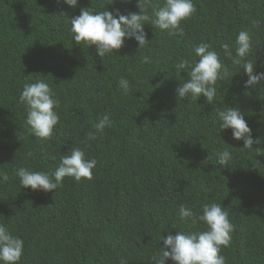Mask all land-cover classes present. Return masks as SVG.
Here are the masks:
<instances>
[{"label": "trees", "instance_id": "obj_1", "mask_svg": "<svg viewBox=\"0 0 264 264\" xmlns=\"http://www.w3.org/2000/svg\"><path fill=\"white\" fill-rule=\"evenodd\" d=\"M194 3L183 34L146 24L148 45L139 49L126 39L102 59L94 45L75 44L68 17L82 7L138 12L137 0H79L75 8L57 0H0V172L8 176L0 183V224L24 241L20 264H153L162 236L205 229L182 221L180 206L200 214L211 202L226 207L234 225L220 252L226 264H264V81L245 88L244 61L233 63L237 33L245 30L252 41L246 60L264 72V0ZM162 4L149 0L148 12ZM201 42L228 68L210 104L176 93L188 77L175 65L198 60L193 49ZM224 43L232 57L224 55ZM122 77L130 82L127 94ZM37 80L59 101L50 140L29 133L27 106L19 103L23 85ZM225 105L244 114L261 151L244 149L231 129L220 130L216 111ZM105 114L110 126L96 131ZM75 147L97 160L91 180L66 177L55 193L19 185L18 167L51 174ZM224 149L232 154L227 167L216 163Z\"/></svg>", "mask_w": 264, "mask_h": 264}, {"label": "clouds", "instance_id": "obj_2", "mask_svg": "<svg viewBox=\"0 0 264 264\" xmlns=\"http://www.w3.org/2000/svg\"><path fill=\"white\" fill-rule=\"evenodd\" d=\"M57 3L75 8L79 0H57ZM148 3L149 0H137L138 12L127 14H121L118 10L96 11L92 7H82L78 16L72 18L67 16L73 41L77 45L83 43L87 47L94 45L97 55L103 59L106 55H116L126 39H134L139 49L148 45L150 40L144 30L146 24L166 30L169 35L183 34V22L197 10L194 0H163L162 6L153 8L149 13ZM251 47L250 34L240 30L235 40L233 63L240 65L244 61L243 73L247 76L245 88L264 81V72H255V63L246 60ZM221 48L225 56L232 57V49L228 43L222 44ZM193 52L198 60L180 58L175 65L177 74L180 75L187 70L188 77L182 84H178L176 93L179 98L189 95L193 98L203 96L210 104L217 95L218 82L221 85L228 79V68L221 60L220 54L208 43L201 42ZM142 62H147V58ZM119 87L127 94L130 89L129 80L122 77L119 80ZM19 103L27 106L25 122L29 133L41 140L52 139L60 116L57 111L59 101L49 85L43 80L25 83L19 96ZM216 115L220 121L221 131L231 129L233 139L243 141L244 149L261 151L259 147L254 149L253 146L260 145L262 140L253 138L244 114L238 108L225 105L216 111ZM110 124V117L105 114L98 117L94 128L96 131H103ZM88 136L94 139L95 133L90 132ZM28 156L30 157L31 153H28ZM216 158L218 165L227 167L232 154L227 149L217 150ZM96 166L95 158H86L85 152L75 147L60 158L58 166L51 174L31 171L20 166L15 170V176L23 188L55 193L66 177H71L77 182L91 180ZM7 180V174L0 172V183ZM225 208L218 202L204 203L200 214H197L192 208L181 205L180 219L190 220L192 224L201 223L205 229L190 233L176 231L175 235L169 233L166 237L162 236L163 247L159 257H152L153 264H165L169 259L174 264H226V259L220 252L222 248L229 246L234 225ZM23 251V239L13 235L4 224H0V264H20ZM121 264L126 262L122 259Z\"/></svg>", "mask_w": 264, "mask_h": 264}]
</instances>
